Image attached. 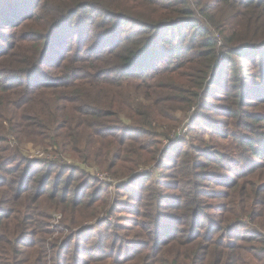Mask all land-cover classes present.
Listing matches in <instances>:
<instances>
[{
	"label": "trees",
	"instance_id": "1",
	"mask_svg": "<svg viewBox=\"0 0 264 264\" xmlns=\"http://www.w3.org/2000/svg\"><path fill=\"white\" fill-rule=\"evenodd\" d=\"M0 264H264V0H0Z\"/></svg>",
	"mask_w": 264,
	"mask_h": 264
},
{
	"label": "rangeland",
	"instance_id": "2",
	"mask_svg": "<svg viewBox=\"0 0 264 264\" xmlns=\"http://www.w3.org/2000/svg\"><path fill=\"white\" fill-rule=\"evenodd\" d=\"M184 122H185V120H184ZM182 125V124H181ZM187 132V131H186ZM173 137V136H172ZM206 139L208 140L209 138L208 137H206ZM38 150H40V147H37V148H35V147H32V145L31 144H29V145H26V148H25V153H28L29 154V152H32V151H34L33 153H35V152H37ZM29 156V155H28ZM152 170L151 169H144V170H141V171H139L138 173H153V172H151ZM90 174H92L93 176H95V177H97L98 178V174H94L92 171H90L89 172ZM104 173H106V172H104ZM106 174H108L109 175V180L108 181H103V182H105V184H107L109 187H110V190H114V189H117V188H119L121 185H123V184H125L126 183V181L125 180H123V179H120V178H113L112 177V175L110 174V173H106ZM154 175L155 176H158L159 175V172H157V171H155L154 172ZM98 179H100V178H98ZM101 180V179H100Z\"/></svg>",
	"mask_w": 264,
	"mask_h": 264
},
{
	"label": "built area",
	"instance_id": "3",
	"mask_svg": "<svg viewBox=\"0 0 264 264\" xmlns=\"http://www.w3.org/2000/svg\"><path fill=\"white\" fill-rule=\"evenodd\" d=\"M186 130H187V128H184L183 129V131H182V133L184 134L185 132H186ZM173 139H174V141H178L179 140V138H180V134H178L177 135V137H175V136H173L172 137ZM34 151H32V152H29V157L30 158H45V159H57V160H59V158L58 157H54V158H52L51 156H48V155H46L44 152H42L41 150H38L37 152H35V153H33ZM62 163H67V164H71L72 163V161H69V160H62L61 161ZM90 171H92L94 174H98L97 176H98V178H100L101 180H103V181H108L109 180V175L108 174H106V173H101L99 170H90Z\"/></svg>",
	"mask_w": 264,
	"mask_h": 264
}]
</instances>
